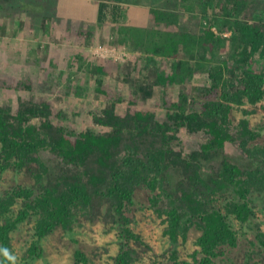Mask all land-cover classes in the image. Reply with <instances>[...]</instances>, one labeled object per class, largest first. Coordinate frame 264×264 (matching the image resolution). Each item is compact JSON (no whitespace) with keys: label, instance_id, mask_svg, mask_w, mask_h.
Here are the masks:
<instances>
[{"label":"trees","instance_id":"obj_1","mask_svg":"<svg viewBox=\"0 0 264 264\" xmlns=\"http://www.w3.org/2000/svg\"><path fill=\"white\" fill-rule=\"evenodd\" d=\"M102 1L99 23L111 22L118 43L157 63L153 74L162 100L144 105L129 93L123 110V95L105 81L111 60L85 61L87 55L69 48L67 61L94 77L93 91L104 102L93 114L95 125L76 130L48 93L35 94L32 80L1 79L0 86L31 94L19 96L15 110L0 103V172H26L34 182L0 195V245L28 216L39 241L58 227L72 232L78 220L100 218L106 232L117 228L122 239L115 264H132L139 253L130 241L144 243L127 211L143 189L151 192L149 206L173 243L187 240L194 228L201 231L196 242L206 259L222 256L238 244L230 216L251 227L254 194L264 192V146L251 145L258 134L247 118L234 124L229 116L232 104L264 100V0H158L136 23L121 19L127 13L121 0ZM73 31L95 39L92 29ZM200 68L221 93L202 108L191 80ZM238 72L231 82L228 76ZM172 86L181 88L176 96ZM64 87L83 95L82 85ZM199 133L201 141L187 145L184 135ZM232 146L247 162L228 154ZM19 201L16 217L12 207ZM256 236L243 261L233 263L264 264V232Z\"/></svg>","mask_w":264,"mask_h":264},{"label":"rangeland","instance_id":"obj_2","mask_svg":"<svg viewBox=\"0 0 264 264\" xmlns=\"http://www.w3.org/2000/svg\"><path fill=\"white\" fill-rule=\"evenodd\" d=\"M48 1L0 0V80L9 81L12 77L32 80L36 86L35 94L39 95L41 91L48 93L56 106L64 108L70 116L68 122L76 130L93 127V114L99 111L104 102L93 91L94 77L80 70L77 62L71 64L67 61L72 55L71 49L87 55L85 61L89 57L111 60L105 81L115 93L123 95V101L118 104L123 110L129 93L137 96L144 105L162 100L161 88L155 86L153 74V67L157 63L118 43L111 22L99 23L98 8L102 0ZM121 1L124 10H127V13L121 14V19L133 20L134 23L135 20L146 17L149 6L160 3H157L158 0ZM109 3L112 5L114 0ZM75 29H92L94 41H86L85 36L77 37L73 31ZM225 34L229 35L230 32ZM228 40L226 41L229 42ZM235 76L236 78L234 75L228 76L233 83H236L241 73L238 72ZM191 80L199 87L195 94L199 96L200 108L204 107V102L221 95L212 87L213 82L206 69H197ZM67 83L82 85L83 95L68 92L69 88L64 87ZM50 85L54 87L49 88ZM180 89L172 86L169 92L176 96ZM29 94L31 93L0 86V103L15 110L19 96L26 97ZM231 109L229 116L234 124L247 118L249 126L257 132L251 145L264 146V100L256 104L248 101L241 105L232 104ZM158 111L164 113L162 106L158 105ZM202 136L201 133L199 136L185 134L184 139L187 145H193L200 142ZM228 154H232L234 159L247 162L243 153L235 146L229 149ZM207 165L206 170H210L213 164ZM32 182V177L26 172L9 168L0 172V195L18 186H30ZM149 194L151 192L148 190H137L135 203L127 211L130 218L134 219L131 228L142 236L144 243H135V239L130 241L139 253L132 264L241 263L246 250L252 245L250 241L257 239V230L264 232V192H256L252 204V226L246 228V223L241 226L237 218L230 216L229 221L237 232L238 244L226 247L222 256L206 259L201 246L196 242L201 234L200 230L191 229L187 240L175 243L163 233L160 218L149 206ZM226 194L235 195L233 191H227ZM216 196L219 199L218 206L223 209L222 195ZM21 207L19 201L13 205L12 213L15 216L19 214ZM12 213L8 215L11 216ZM1 216L6 217L4 214ZM34 223L31 216H28L9 229L8 242L0 245V264H115L119 255L122 242L120 234L117 228L106 232L103 219H80L72 232L58 227L40 241L36 236ZM34 243H37L36 249ZM4 252L7 259H4Z\"/></svg>","mask_w":264,"mask_h":264}]
</instances>
